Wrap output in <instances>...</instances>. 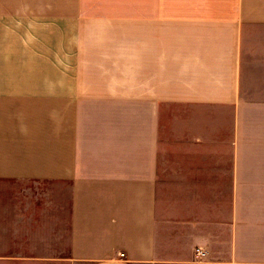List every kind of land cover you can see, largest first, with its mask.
Returning <instances> with one entry per match:
<instances>
[{
	"label": "crops",
	"instance_id": "obj_1",
	"mask_svg": "<svg viewBox=\"0 0 264 264\" xmlns=\"http://www.w3.org/2000/svg\"><path fill=\"white\" fill-rule=\"evenodd\" d=\"M0 264H264V0H0Z\"/></svg>",
	"mask_w": 264,
	"mask_h": 264
},
{
	"label": "built area",
	"instance_id": "obj_2",
	"mask_svg": "<svg viewBox=\"0 0 264 264\" xmlns=\"http://www.w3.org/2000/svg\"><path fill=\"white\" fill-rule=\"evenodd\" d=\"M197 255H198L199 257H201V256L203 255V253H202L201 251H197ZM121 257H123V255H121Z\"/></svg>",
	"mask_w": 264,
	"mask_h": 264
},
{
	"label": "rangeland",
	"instance_id": "obj_3",
	"mask_svg": "<svg viewBox=\"0 0 264 264\" xmlns=\"http://www.w3.org/2000/svg\"><path fill=\"white\" fill-rule=\"evenodd\" d=\"M41 187V186H40ZM60 190H61V188H60Z\"/></svg>",
	"mask_w": 264,
	"mask_h": 264
}]
</instances>
